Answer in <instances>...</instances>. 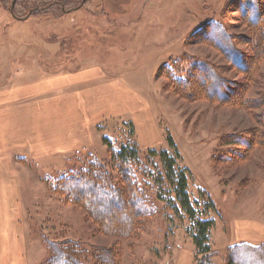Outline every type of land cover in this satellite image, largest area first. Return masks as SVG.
Wrapping results in <instances>:
<instances>
[{
	"label": "rangeland",
	"instance_id": "374dc122",
	"mask_svg": "<svg viewBox=\"0 0 264 264\" xmlns=\"http://www.w3.org/2000/svg\"><path fill=\"white\" fill-rule=\"evenodd\" d=\"M15 1L0 0V92L36 87L44 91L52 75L102 69L104 82L113 79L121 91L131 94L122 102L132 100L137 108L140 102L152 109L156 122L150 121L148 131L139 129L141 150H171L172 138L181 154L179 166L190 171L193 198L204 190L214 202L215 210L208 214L215 222L210 241L213 264H230L231 248L241 242L264 244V105L249 111L205 99L189 101L168 91V80L161 75L165 64L182 58L188 62L175 63L180 75L195 61H208L226 67L223 73L230 81L245 82L219 50L194 36L216 20L231 35L251 37L249 22L233 0H89L68 14L56 6L32 12L21 0L12 13L8 7ZM70 4L73 7L75 1ZM237 47L250 50L241 42ZM252 87L247 99L260 100L264 65ZM134 121L133 115L121 114L101 123L102 134L81 154L35 157L25 149L7 153L13 159L11 168L20 174L18 200L29 264H47L50 245L67 243L80 244L87 261L98 249L115 247L119 264H198L200 257L187 231L189 220L175 216L159 201L156 187L146 190L152 216L123 238L103 234L85 208L51 190V182L79 174L95 160L108 167V187L123 185L108 166L110 150L103 138L121 145L125 124ZM240 137L252 145L247 149L237 144ZM113 206L120 211L124 207ZM252 260L245 258L240 264H253Z\"/></svg>",
	"mask_w": 264,
	"mask_h": 264
},
{
	"label": "trees",
	"instance_id": "16d2710c",
	"mask_svg": "<svg viewBox=\"0 0 264 264\" xmlns=\"http://www.w3.org/2000/svg\"><path fill=\"white\" fill-rule=\"evenodd\" d=\"M72 1H75V7L71 6ZM87 1L89 0H21L26 9L32 12L39 7L51 6L53 9L56 6L62 14L70 13ZM17 4V0L11 3L9 11H14ZM233 6L242 18H247L251 37L238 38L231 35L216 20L209 21L194 36L197 41L219 50L234 69L242 73L245 82L230 81L223 73L226 67L222 68L208 61H195L184 75H180L175 70V63L188 61L178 58L161 68V75L168 80V91L189 101L205 99L224 106L236 105L249 111L264 105V94L260 95L261 99L258 101L246 97L253 88L260 67L264 65V0H233ZM239 42L250 50L247 53L241 51L237 47ZM125 129L121 145L115 146L112 138H103L110 150L108 166L118 174L119 182L123 185L118 183L119 186L116 187L110 183L108 187V167L95 160L83 172L78 171L79 174L64 176L57 182H51L52 192L65 198L67 202L85 208L103 234L123 238L131 236L135 227H141L144 219L152 216L146 190L151 186L156 187L157 199L164 202L175 216H185L189 220L187 231L194 241L196 254L200 257L198 264H213L210 241L215 222L208 214L215 210L214 202L204 190L200 191L199 197L193 198L189 188L190 171L179 166L181 154L172 138H168L171 150L149 148L145 152L140 148L134 124L126 123ZM236 142L247 149L252 145L244 137ZM235 151L242 152L239 149ZM142 155L146 157L145 161L142 160ZM120 204L124 206L121 211L113 210V205ZM50 250L51 258L47 264H119L115 247L98 249L92 255V261L83 259L84 251L80 244H51ZM245 258L253 259V264H264V244L244 241L231 248L230 264H240Z\"/></svg>",
	"mask_w": 264,
	"mask_h": 264
},
{
	"label": "crops",
	"instance_id": "0c3cea01",
	"mask_svg": "<svg viewBox=\"0 0 264 264\" xmlns=\"http://www.w3.org/2000/svg\"><path fill=\"white\" fill-rule=\"evenodd\" d=\"M104 79V71L95 67L52 75L44 91L36 87L0 92V264H29L18 200L20 174L11 168L13 159L7 153L25 149L35 157L81 154L92 149L102 134L101 123L121 114L134 116L139 144L144 147L139 129L148 131L150 121L156 122L152 109L140 102L137 108L132 100L122 102L131 94L121 91L113 79Z\"/></svg>",
	"mask_w": 264,
	"mask_h": 264
}]
</instances>
